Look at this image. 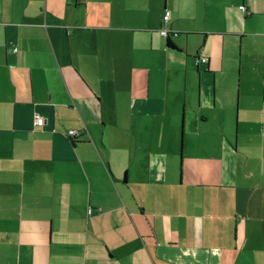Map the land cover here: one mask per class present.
<instances>
[{
	"label": "crops",
	"instance_id": "obj_1",
	"mask_svg": "<svg viewBox=\"0 0 264 264\" xmlns=\"http://www.w3.org/2000/svg\"><path fill=\"white\" fill-rule=\"evenodd\" d=\"M0 264H264V0H0Z\"/></svg>",
	"mask_w": 264,
	"mask_h": 264
},
{
	"label": "built area",
	"instance_id": "obj_2",
	"mask_svg": "<svg viewBox=\"0 0 264 264\" xmlns=\"http://www.w3.org/2000/svg\"><path fill=\"white\" fill-rule=\"evenodd\" d=\"M241 9H242V11H246V8L244 7V6H242L241 7ZM170 17H171V13L169 12V11H167L166 13H165V16H164V26H165V28H163L162 30H161V34L163 35V36H165V37H167L168 35H169V30L167 29L168 28V23H169V21H171L170 20ZM199 61H201V62H203V63H207L208 62V58H206V57H203V58H200V60ZM36 125L38 126V127H44L45 126V124H46V120H45V118L44 117H42V116H36ZM69 135H71V136H76L77 135V132L76 131H70L69 132ZM90 212H91V210H90Z\"/></svg>",
	"mask_w": 264,
	"mask_h": 264
},
{
	"label": "trees",
	"instance_id": "obj_3",
	"mask_svg": "<svg viewBox=\"0 0 264 264\" xmlns=\"http://www.w3.org/2000/svg\"><path fill=\"white\" fill-rule=\"evenodd\" d=\"M167 38H168V46H169L170 48L176 49L174 43L172 42V40H171V38H170V35H168ZM199 59H200V58H199ZM76 136H77V137H76ZM76 136H71V135H69V137H70L73 141H76V142H77V140L79 139V137H78V133H77ZM75 139H76V140H75Z\"/></svg>",
	"mask_w": 264,
	"mask_h": 264
},
{
	"label": "rangeland",
	"instance_id": "obj_4",
	"mask_svg": "<svg viewBox=\"0 0 264 264\" xmlns=\"http://www.w3.org/2000/svg\"><path fill=\"white\" fill-rule=\"evenodd\" d=\"M182 116H183V114H182ZM182 116H181V128H182ZM117 129H114V128H110L109 130H108V138L109 137H115L116 138V136H117ZM180 137H181V135H180ZM180 153H181V151H180Z\"/></svg>",
	"mask_w": 264,
	"mask_h": 264
}]
</instances>
